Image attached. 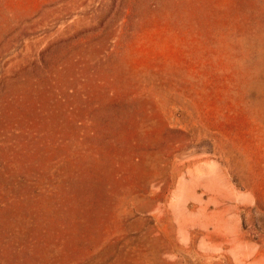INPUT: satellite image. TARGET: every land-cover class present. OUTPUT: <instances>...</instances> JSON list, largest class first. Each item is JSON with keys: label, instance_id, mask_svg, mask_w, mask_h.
I'll return each instance as SVG.
<instances>
[{"label": "rangeland", "instance_id": "374dc122", "mask_svg": "<svg viewBox=\"0 0 264 264\" xmlns=\"http://www.w3.org/2000/svg\"><path fill=\"white\" fill-rule=\"evenodd\" d=\"M0 264H264V0H0Z\"/></svg>", "mask_w": 264, "mask_h": 264}]
</instances>
